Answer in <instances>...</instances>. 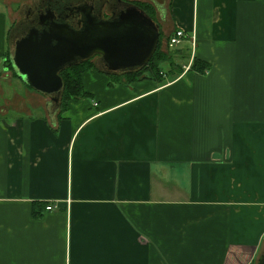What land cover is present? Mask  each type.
Returning a JSON list of instances; mask_svg holds the SVG:
<instances>
[{
	"label": "crops",
	"instance_id": "1",
	"mask_svg": "<svg viewBox=\"0 0 264 264\" xmlns=\"http://www.w3.org/2000/svg\"><path fill=\"white\" fill-rule=\"evenodd\" d=\"M168 6L162 46L183 30L168 53L203 73L116 83L90 69L64 108L27 85L0 93V264H257L264 0ZM12 25L0 0V69Z\"/></svg>",
	"mask_w": 264,
	"mask_h": 264
},
{
	"label": "water",
	"instance_id": "2",
	"mask_svg": "<svg viewBox=\"0 0 264 264\" xmlns=\"http://www.w3.org/2000/svg\"><path fill=\"white\" fill-rule=\"evenodd\" d=\"M159 38V25L133 7L116 21H88L77 33L66 25L34 31L16 43L11 62L29 88L53 95L62 88L59 71L78 58L100 54L107 72L138 69L148 64ZM257 264H264V250Z\"/></svg>",
	"mask_w": 264,
	"mask_h": 264
},
{
	"label": "flooded vegetation",
	"instance_id": "3",
	"mask_svg": "<svg viewBox=\"0 0 264 264\" xmlns=\"http://www.w3.org/2000/svg\"><path fill=\"white\" fill-rule=\"evenodd\" d=\"M143 3L141 0H31L29 6H26L25 13L16 23L13 22L9 38L15 46L17 42L31 33L33 34L34 31L42 33L45 30L53 29L55 25H66L77 33L85 24H88V21L100 23L103 21H116L122 13L129 11L133 7H139L149 15L142 7ZM93 57H98V60H95V68L101 69L98 67L100 65L103 68L101 70L107 72L102 55L95 53L86 59L78 58L74 63L65 66L62 70L83 61L92 62L91 59ZM61 71H59V75ZM127 71L131 70L118 72ZM109 73L114 74L117 72ZM62 88L59 93L52 95L54 99L56 96L61 95Z\"/></svg>",
	"mask_w": 264,
	"mask_h": 264
},
{
	"label": "trees",
	"instance_id": "4",
	"mask_svg": "<svg viewBox=\"0 0 264 264\" xmlns=\"http://www.w3.org/2000/svg\"><path fill=\"white\" fill-rule=\"evenodd\" d=\"M142 5V7L152 18V15L150 13L151 6L146 9L144 7V4ZM161 38L162 34L160 32V39L157 48L146 66L137 70L127 71L122 74L110 73V78L116 83H121V81H123L122 79H124L126 83H131L134 81L138 82L140 81V79L147 78L157 83H162L163 81H165L166 77L181 74L183 71V67L175 61L173 55L163 51L160 48L159 44ZM206 67H208L206 63H203V61L193 57L190 63L189 71L203 73ZM90 69H96L95 65L90 61H83L77 65L65 68L61 71L60 77L63 82V88L61 93L62 108L65 107L69 99H76L88 95V93L83 90L81 75Z\"/></svg>",
	"mask_w": 264,
	"mask_h": 264
},
{
	"label": "rangeland",
	"instance_id": "5",
	"mask_svg": "<svg viewBox=\"0 0 264 264\" xmlns=\"http://www.w3.org/2000/svg\"><path fill=\"white\" fill-rule=\"evenodd\" d=\"M1 1L6 3L10 12H12L13 22L16 23L20 19V17L25 13L26 6H29L31 0H1ZM141 1L144 2L143 4L146 9L151 6L150 13L152 15V19L158 22L160 26L164 25L165 27L166 19H168L169 29L167 30L169 33L170 32V19L168 18L169 0H141ZM163 14H166L167 16L164 21L162 16ZM163 38L165 39L164 36ZM159 45L160 48L165 52H171L170 50H173V48L170 49L168 46H165V44L162 46L161 40ZM189 51L191 52L190 45H189ZM10 55L12 56L13 54L8 53V56L4 61V67L3 69H0V93H2L3 95L4 94L14 95L17 92L26 89V84L17 78V74H16L17 71L12 65L11 62L12 57H10ZM91 60L92 63L95 64V60H98V57H93ZM98 67L103 69L100 65H98Z\"/></svg>",
	"mask_w": 264,
	"mask_h": 264
},
{
	"label": "built area",
	"instance_id": "6",
	"mask_svg": "<svg viewBox=\"0 0 264 264\" xmlns=\"http://www.w3.org/2000/svg\"><path fill=\"white\" fill-rule=\"evenodd\" d=\"M184 36H185V34H184L183 30L174 29L172 31V34H170V36L167 37L165 45L168 46L169 48L174 47L175 45H178L180 43L181 39H183ZM189 69H190V63L183 66L182 74L189 71ZM55 208H57V206H54L51 204V205L46 206L45 209L46 210H52Z\"/></svg>",
	"mask_w": 264,
	"mask_h": 264
}]
</instances>
